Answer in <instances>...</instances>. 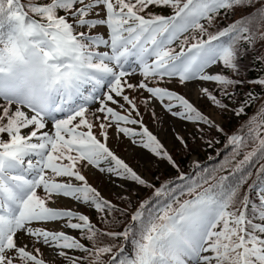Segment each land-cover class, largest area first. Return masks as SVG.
Listing matches in <instances>:
<instances>
[{
	"label": "snow or ice",
	"instance_id": "obj_1",
	"mask_svg": "<svg viewBox=\"0 0 264 264\" xmlns=\"http://www.w3.org/2000/svg\"><path fill=\"white\" fill-rule=\"evenodd\" d=\"M0 264H264V0H0Z\"/></svg>",
	"mask_w": 264,
	"mask_h": 264
},
{
	"label": "rangeland",
	"instance_id": "obj_2",
	"mask_svg": "<svg viewBox=\"0 0 264 264\" xmlns=\"http://www.w3.org/2000/svg\"><path fill=\"white\" fill-rule=\"evenodd\" d=\"M45 2H48V0H45ZM97 31L100 32L101 34H103V33H104V28H98ZM157 115H158V116L163 115V113H161V111H160L159 108L157 109ZM144 119H145V124H146L150 129H152V130L155 131L156 128L159 127V124L157 123L156 128H154L153 123H152V120H151V118H150L149 116H145ZM166 119H168V120L171 121L173 118H171V117H166ZM172 126H173V125L170 123V124L168 125L169 129H170ZM175 126L177 127V129L183 127V126L180 125V124H176ZM161 135H162L163 141H164L165 143H167L168 140H169V137L171 136V132H170V131H165V132H163ZM120 139H121V143H120L119 145H114V144H113V141H112L111 139L109 140V143L113 145L114 150H115L119 155H121L122 158L126 159L129 163H133L134 160H135V157H134V156H133V157H130V156L128 155V152L125 151L126 146H127V147H131V146L129 145L128 140H127L126 138H123L122 136H121ZM132 151L138 152V151H142V150H141V149H132ZM209 152H210V149L207 150L206 152H201V153H200V159H201V158H205V156H206ZM105 179H106V177H105ZM102 188H104V190H105V194L107 195V191H106V189H107V185H102ZM84 210L87 211V209H84Z\"/></svg>",
	"mask_w": 264,
	"mask_h": 264
},
{
	"label": "trees",
	"instance_id": "obj_3",
	"mask_svg": "<svg viewBox=\"0 0 264 264\" xmlns=\"http://www.w3.org/2000/svg\"><path fill=\"white\" fill-rule=\"evenodd\" d=\"M22 2H26V0H22ZM34 2L43 3V2H45V0H34ZM257 71H258V68H257L256 71H253V66H252L251 64H249V66H248V71H247L246 75H247V77H248L249 79H251V78H253V77L256 76V72H257ZM209 155H212V151H211L207 156H209ZM201 160H202V161H205L206 163L209 162V161H206L205 158H204V159H201ZM257 166H258V164H257ZM128 248H129V250L131 249V245H130V243L128 244Z\"/></svg>",
	"mask_w": 264,
	"mask_h": 264
}]
</instances>
